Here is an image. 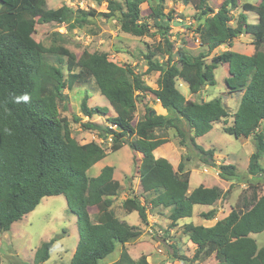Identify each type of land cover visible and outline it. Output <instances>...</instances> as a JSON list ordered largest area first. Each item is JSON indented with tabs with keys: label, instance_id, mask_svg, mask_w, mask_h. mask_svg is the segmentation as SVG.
Returning <instances> with one entry per match:
<instances>
[{
	"label": "trees",
	"instance_id": "trees-1",
	"mask_svg": "<svg viewBox=\"0 0 264 264\" xmlns=\"http://www.w3.org/2000/svg\"><path fill=\"white\" fill-rule=\"evenodd\" d=\"M94 1L106 3L107 12L98 14L67 5L50 9L46 0H0V234L9 232L44 198L63 195L77 217L79 234L70 264H101L118 244L132 242L142 232L121 221L112 208L114 199L106 197L116 195L121 187L114 179V168L105 166L98 176H89L90 169L107 154L95 142L80 144L72 137L70 123L61 117L59 108L66 90L72 91L90 80L95 82L116 116L109 118V128L91 122L82 126L112 135L115 151L119 143L131 139V150L141 155L137 173L146 203L153 208L170 209L169 219L176 226L180 220L193 216L195 206H213L227 198L230 190L201 185L190 191L191 174L185 162L181 161L176 170L166 158L155 157V150L169 141L158 132L174 129L180 145L191 146L202 164L218 169L225 181L236 177L235 165L217 164L215 150L197 143L214 123L228 117L224 103L220 98L200 103L188 101L176 84L182 79L191 94H199L206 85H215L218 66L227 65L232 78L228 86L242 96L233 125L224 131L236 138L254 136L255 152L250 157L249 170L264 176L260 163L264 157V0L245 3L235 21L232 12L240 8L238 0H224L217 12L208 6L209 0H184L200 11L203 24L198 38L207 51L181 56L177 63L171 58L165 63L155 62L154 54L146 56L148 71L160 73L156 90L148 87L130 66L111 61L107 53L85 51L78 57L64 47L47 48L31 41L39 25L66 26L73 31L84 27L90 18L111 19L116 12L122 15L123 32L148 36L151 31L142 22V5L153 1H157L152 8L157 27L168 30L172 21L168 15L165 24L161 22L165 0H124V6L115 0ZM247 12L258 15L254 53L227 50L215 55L212 63H206L215 50L224 45L231 49L233 42L244 34L249 20ZM147 92L156 97L167 115L152 114L154 110L148 108L144 118L135 122L139 98ZM88 99L81 107L84 116L107 114L105 108L89 107ZM258 193L254 189L252 198L241 210L232 209L212 227L185 226V233L197 246L194 259L214 256L216 264H264V247L260 248L252 237L264 232V194ZM122 206L129 213L136 211L141 221L147 223V207L140 201L127 198ZM92 207L98 211L95 217L90 214ZM216 214L212 210L203 216L210 220ZM56 240L43 243L33 264H45L50 259ZM113 264L150 263L146 257L136 262L124 248Z\"/></svg>",
	"mask_w": 264,
	"mask_h": 264
},
{
	"label": "rangeland",
	"instance_id": "rangeland-1",
	"mask_svg": "<svg viewBox=\"0 0 264 264\" xmlns=\"http://www.w3.org/2000/svg\"><path fill=\"white\" fill-rule=\"evenodd\" d=\"M124 6V0H115ZM224 0H209L208 6L217 12ZM50 9H58L64 5L85 11H96L98 14L107 12L106 3L94 0H46ZM240 8L232 12L233 20L242 12L245 3L257 4L258 0H238ZM157 1L142 5L143 23L150 27V35L136 37L127 34L121 29L122 15L116 12L111 19L102 16L90 18L82 28L68 31L66 26L39 25L37 32L31 37L34 44L41 43L47 48L64 47L80 57L83 52L107 53L111 61L120 66H130L142 76L144 83L153 90L158 89L159 72H149L146 56L154 54L155 62L165 63L170 58L177 63L184 55L197 56L206 52L207 48L199 42L198 29L203 20L200 11L193 4L184 0H165L164 16L161 20L165 24L167 16L172 17L169 29L157 27L158 20L152 13ZM248 26L243 35L233 42V47L224 45L215 50L206 63H212L215 55L227 50L241 54L254 53L253 41L255 39L258 15L247 12ZM164 20V21H163ZM235 24V23H234ZM66 73L65 66H62ZM215 85H206L199 94H191L188 85L178 79L177 88L191 102H208L220 98L224 103L228 117L213 124L212 130L197 139V143L205 149H214L217 164H232L237 167V176L229 181L219 176V170L200 162L196 151L189 146L182 147L180 139L174 129L158 132L169 140L156 151V157L166 158L177 170L181 161L187 164L190 171V191L199 186L220 187L224 192L230 190L227 198L218 201L213 206L197 205L190 218L182 219L176 226H172L169 219L170 209L153 208L146 203L147 199L140 185L138 175V161L141 155L134 153L129 145L131 139L119 143L117 150L113 148V136L103 133L102 130L86 129L84 123H94L103 128L111 127L109 118L116 116L107 99L101 95L95 82L90 80L72 91L64 92L65 99L59 103L62 118H67L71 126L72 137L80 144L95 142L106 151V157L97 163L88 172L90 177L98 176L105 166L114 168V179L120 183V190L114 199L113 210L117 217L130 224L134 230H140L142 235L125 245L118 244L116 250L108 255L101 264H113L119 260L124 248L133 260L138 262L146 257L150 264H216L215 257L207 260H196L194 256L197 246L190 240L184 229L187 224L212 227L224 220L232 209L241 210L244 204L252 198L253 190L264 194V176L252 174L249 170L250 157L255 152V138H236L224 131L225 127L233 125L234 115L239 107L242 94L233 93L229 88L232 78L229 67L220 64L215 70ZM140 94V93H138ZM88 97V106L107 109L105 115H95L93 118L84 116L81 107L84 99ZM153 109L159 115H167L156 97L147 92L141 94L135 115V122L144 118L146 109ZM77 120V121H76ZM116 130V129H115ZM188 160V161H187ZM264 168V157L260 161ZM127 198H134L147 207L148 220L143 223L139 214L127 212L122 204ZM251 202V201H250ZM216 210L213 219L206 220L203 214ZM97 208H90V214L95 217ZM258 246L264 247V232L253 234ZM57 238L46 264H70L79 242L77 217L67 205L65 196L46 197L31 213L15 223L9 232L0 235V264H33L36 251L45 242Z\"/></svg>",
	"mask_w": 264,
	"mask_h": 264
},
{
	"label": "crops",
	"instance_id": "crops-1",
	"mask_svg": "<svg viewBox=\"0 0 264 264\" xmlns=\"http://www.w3.org/2000/svg\"><path fill=\"white\" fill-rule=\"evenodd\" d=\"M156 151L157 150H155V152H154V155H155V157H156ZM156 158H158V157H156ZM159 158H162V157H159ZM77 248V247H76ZM75 251H76V249H75ZM75 253V252H74ZM74 255V254H73ZM73 258V257H72ZM46 264V263H45Z\"/></svg>",
	"mask_w": 264,
	"mask_h": 264
},
{
	"label": "water",
	"instance_id": "water-1",
	"mask_svg": "<svg viewBox=\"0 0 264 264\" xmlns=\"http://www.w3.org/2000/svg\"><path fill=\"white\" fill-rule=\"evenodd\" d=\"M152 114H157V112L154 110V111H152ZM1 235V234H0Z\"/></svg>",
	"mask_w": 264,
	"mask_h": 264
},
{
	"label": "clouds",
	"instance_id": "clouds-1",
	"mask_svg": "<svg viewBox=\"0 0 264 264\" xmlns=\"http://www.w3.org/2000/svg\"><path fill=\"white\" fill-rule=\"evenodd\" d=\"M24 99L26 100L27 99V96H25Z\"/></svg>",
	"mask_w": 264,
	"mask_h": 264
}]
</instances>
